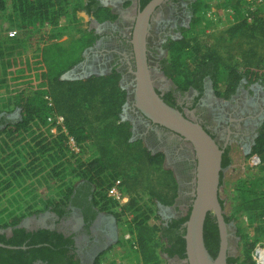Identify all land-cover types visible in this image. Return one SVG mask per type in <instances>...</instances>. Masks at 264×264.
<instances>
[{
	"label": "trees",
	"instance_id": "trees-1",
	"mask_svg": "<svg viewBox=\"0 0 264 264\" xmlns=\"http://www.w3.org/2000/svg\"><path fill=\"white\" fill-rule=\"evenodd\" d=\"M139 1L143 8L151 0ZM210 1L212 0H194L190 25L183 28L181 38H170L166 44L168 56L164 60L163 70L181 91L196 86L202 90V81L207 76L215 83L221 67L229 72L224 92L228 95L235 92L243 79L250 83H264V57L254 60L255 52L251 48L248 53L243 54L246 66L240 70L224 62L218 44L221 38H229L235 33L244 34L243 38L249 41L264 40V11H251L249 15L253 19L249 21L242 11L243 0H213L218 6L233 7L236 21L214 36V42L202 50L200 39L196 35L192 36L191 32L195 29L198 33H206L215 24L207 17ZM8 8L10 14L19 17L27 28L47 22L56 30L35 56L24 61L14 58L0 61L2 75L10 74L8 70L14 67L11 71L13 80L17 84H23L9 105L0 110V113L21 110V117L15 122L4 123V116L0 118V243L14 246H0V264H35L38 260L56 264L67 258L72 260L70 245L73 241L70 236L36 224L25 226L21 223L28 216L45 211L64 215L76 184L80 181L94 189L93 204L100 211L112 214L119 227L125 226L134 235L138 245L134 256L142 264H160L164 256L181 260L187 258L185 222L190 216L191 205L186 208L182 217L169 223L162 220L158 213L159 204L167 206L174 203L178 195L177 181L173 172L164 168L162 152L153 154L140 139L130 140V123L123 121L121 117L127 98L126 90L120 84L121 72L115 67L106 75L62 79L65 73L84 60L85 51L98 40L99 24L116 20L117 13L101 0H85L73 6L69 0H0V12ZM79 11H84L89 16L88 26L78 30L68 41L62 40L63 25L70 23V27L76 23ZM187 32L190 34L187 35ZM49 83L56 90L53 91L55 103L60 105L65 98L68 109L75 114L76 118L67 115L65 124L77 139L81 147L80 153L70 151L66 134L61 128L57 133L52 132L55 124L49 118L56 110L45 99ZM109 85L113 86L116 96L111 97V105L106 108L105 113L120 120V123L106 131H113L110 138L115 136L114 140L121 134L125 146L139 151V157L135 158L138 165L135 187H141L140 189H129V180L119 168L116 151L118 146L95 143L85 128L86 118L82 112L85 108L82 102L105 92ZM116 97L119 100H115ZM168 103L171 104L172 101L168 100ZM229 152L230 149H227L224 153L223 168L231 164ZM253 153L262 157L263 164L257 168L263 171L264 177V124L249 156ZM222 176L223 173L221 184ZM120 177L130 195L129 203L123 209H119L107 197L108 187ZM40 186L54 191V197L39 199L36 192ZM246 187L247 184L240 187L242 200L237 211L259 213L261 240L264 238V193L251 196V190H245ZM220 201L224 210V203L221 199ZM119 240V243L124 244L121 237ZM204 240L210 254L216 257L220 250V229L214 213H208L206 217ZM260 240L244 242L243 257L231 255L227 259L228 264H255L252 251ZM130 252L133 254L132 250ZM104 254L105 251L96 264H104Z\"/></svg>",
	"mask_w": 264,
	"mask_h": 264
},
{
	"label": "flooded vegetation",
	"instance_id": "flooded-vegetation-1",
	"mask_svg": "<svg viewBox=\"0 0 264 264\" xmlns=\"http://www.w3.org/2000/svg\"><path fill=\"white\" fill-rule=\"evenodd\" d=\"M119 1L124 0H116L118 3ZM193 2L194 0H191L182 13L178 12L181 0H165L156 8L147 35V63L158 94L167 104L168 100H171L173 104H169L170 106L204 127L224 151L223 161L225 151L230 149L232 144L237 143L246 152L255 144L264 124V83H250L243 79L235 92L228 95L218 91L210 76L203 79L202 90L196 86L181 91L172 82L163 70L168 54L166 44L170 38H181L183 28L190 25ZM128 7L129 10L122 11L119 4H116V9L113 10L118 15L117 19L99 24L97 32L100 37L89 48L90 55L85 54L84 60L75 66L72 72H76L78 67L83 65L84 70L80 69L79 72L91 70L95 73L109 66L116 67L121 72L122 88L125 89L123 83L130 86L125 89L127 98L122 109L123 118L130 123L132 136L136 135L149 151L153 154H164V168L171 170L177 181L178 195L174 203L163 205L164 221L169 223L182 217L186 208L191 205L196 193L199 161L197 152L189 140L171 128L154 122L134 106L136 57L132 40L138 14L146 6L141 8L140 1L133 0ZM182 14L187 18V22L185 19L181 20ZM100 26H103L106 34L100 32ZM94 46L101 47V50L108 49V52L92 51ZM123 59L128 62L127 73L121 69ZM163 81L168 84L158 85V82ZM92 191L94 189L86 182L80 181L76 184L64 215L59 216L51 211L34 215L39 221L35 222L38 227L63 233L73 241L70 245L72 260L67 258L56 264H96L108 246L120 239V227L116 218L108 212L100 211L93 204ZM48 221L50 223L47 224ZM231 255L229 248V256ZM35 264L49 263L38 260Z\"/></svg>",
	"mask_w": 264,
	"mask_h": 264
},
{
	"label": "rangeland",
	"instance_id": "rangeland-1",
	"mask_svg": "<svg viewBox=\"0 0 264 264\" xmlns=\"http://www.w3.org/2000/svg\"><path fill=\"white\" fill-rule=\"evenodd\" d=\"M82 1L85 2V0H69L71 6ZM101 1L107 6L112 7L114 10L116 9V4H119L122 11L129 10L128 6L133 2V0H124L123 2L119 1V3L116 2V0ZM190 1L191 0H181L182 4L178 7V12L182 13ZM180 17L181 20L185 19L187 22V18L184 14ZM89 19L90 18L86 12L79 11L77 13L76 23L73 25L71 24L70 27H68V24L70 23L63 25L64 35L62 40L68 41L78 33V30L86 28L88 26ZM218 26L223 29L226 27V22H223ZM103 29V26H100V32L106 34L107 32ZM55 30L56 28L47 22L44 24H37L32 28H27L23 25V22L19 17L10 14L9 8L4 12H0V61H4L7 58L24 61L27 58L35 56L40 53L47 38L50 37ZM207 30L206 33L203 31L198 33L195 29L192 30V32L190 31L192 36L196 35L200 39L202 50H205L209 46L208 44L214 42V36L222 32L218 31L211 34L208 33L209 31ZM190 32H187V35H189ZM243 35L244 34L241 33H235L229 38H221V40L218 41L224 62L232 64L240 70L244 69L246 66L243 54L248 53L251 48L255 52L254 60L264 57V40L258 39L249 41L248 39H244ZM98 48L99 47L94 46L92 51H100L101 47L99 49ZM101 51L107 53L108 49L102 48ZM90 53L91 50L88 49L86 55L89 56ZM112 56L115 57L114 55ZM113 68H110L109 66L102 71L94 73L91 70L79 72L80 69L84 70V65L79 66L76 72H70L69 77L71 79L68 80L85 79L92 75H106L107 73H110ZM13 69L14 67L8 70L10 74L3 76L0 68V110L2 108H6L7 104L9 105L16 91L20 90L23 86V84H17L13 80V74H11ZM121 69H124L126 73L128 72V62L124 59ZM228 81V69L221 67L215 82V87L220 93L223 94L225 92ZM164 84L166 85L168 82H158V85L160 86H164ZM122 85H125V89L130 87L126 83H123ZM111 86L112 85L106 87L105 92H101L97 96H92L89 101L82 102V106L85 108L82 109L86 118L85 128L95 143L100 145L111 143L116 147L118 146L116 151L118 155L119 168L124 171L125 176H127V179L129 180V189H140L141 187H135V175L136 171H138V165L135 158L136 156L139 157V151L132 147L125 146L124 137L121 136V134L114 140L113 138L115 136L110 138L113 131H106L109 130L111 126H118L120 123V120L112 116H107L105 113V111H107L106 108L111 105V97L116 96V91L113 92V86ZM53 91L54 88H52L51 83H49L47 95L51 98L53 105L55 106L56 114L63 115L64 118L67 115L71 116V118H76L74 116L75 114L68 109V102L65 98L62 99L60 105L55 103ZM54 92H56V90ZM115 100H119L118 97H116ZM2 116L5 118L4 123H12L21 117V110L15 109L10 113L1 112L0 118ZM121 117L123 121H127L124 120L122 112ZM130 140H137V136H132ZM248 156L247 152L244 151L237 143L231 145L229 152L231 164L222 171V184L219 190L220 199L224 203V215L226 216V222L228 223L227 232L229 234V248L232 255L237 257H243L244 242L258 241L262 236V231L258 227L260 224L259 213L257 211H237L238 205L242 200V191L240 189L242 184H247L245 190H251V196H259L261 192L264 193L263 171L260 168L251 167L248 164ZM245 190H243V192ZM36 193L39 199H47L54 197L55 195L54 191L49 190L44 186H40ZM158 213L162 217V220H164V207L159 206ZM36 218L37 217L34 215L28 216L26 220H24V225L29 226L30 224H36L35 222H39ZM48 223H50V221H48L47 224ZM124 229L125 226L121 228L120 232L122 233ZM119 241V238L117 241H113L105 250V254L103 255L104 264H142L138 258L134 256L135 250L130 249L125 243H119ZM131 250L133 251V254L130 252ZM160 264L185 263L179 258H169L164 256Z\"/></svg>",
	"mask_w": 264,
	"mask_h": 264
},
{
	"label": "water",
	"instance_id": "water-1",
	"mask_svg": "<svg viewBox=\"0 0 264 264\" xmlns=\"http://www.w3.org/2000/svg\"><path fill=\"white\" fill-rule=\"evenodd\" d=\"M164 1L151 0L138 14L132 40L136 57L133 102L138 111L143 112L154 122L171 128L184 136L193 144L197 152L199 161L197 186L191 201V213L185 222L187 258L182 261L185 264H228V223L219 196L221 173L224 169L222 167L224 151L200 123L190 120L181 111L163 100L155 88L154 79L147 63V35L151 25L150 20L156 8ZM70 72L72 70L65 73L62 79H71ZM250 152L251 149L247 154L249 155ZM159 206L164 207L162 204ZM208 213H214L220 228L221 244L216 257L210 254L204 240V224ZM24 220L21 225H24ZM0 246L14 247L3 243H0Z\"/></svg>",
	"mask_w": 264,
	"mask_h": 264
},
{
	"label": "built area",
	"instance_id": "built-area-1",
	"mask_svg": "<svg viewBox=\"0 0 264 264\" xmlns=\"http://www.w3.org/2000/svg\"><path fill=\"white\" fill-rule=\"evenodd\" d=\"M259 9L264 11V0H243L242 11L245 16H248L249 21H252L253 19V17L249 15L250 12ZM207 17L215 23L207 30L209 31L208 33L213 34L218 31H223L227 26L234 23L236 21V12L233 7L218 6L217 3L212 0L210 1V8L207 11ZM223 22H226V27L221 29L218 25ZM45 99L47 100L49 106L53 105V102L48 95L45 96ZM49 121L55 124L52 128L53 133H57L60 128L65 132L67 138L66 142L70 151L80 153L81 147L75 136H73L67 129L64 116L55 113L50 116ZM248 164L251 167H259L263 164L262 157L258 153L251 154L248 157ZM124 187L123 178L120 177L113 180L107 189V197L112 199L117 204L119 209L125 208L130 200V195ZM122 227L124 226L120 227V231ZM120 234L123 243L127 244L128 247L131 245L134 250L138 248L134 235L128 229H124L122 233L120 232ZM252 259L255 264H264V238L261 239L253 249Z\"/></svg>",
	"mask_w": 264,
	"mask_h": 264
},
{
	"label": "crops",
	"instance_id": "crops-1",
	"mask_svg": "<svg viewBox=\"0 0 264 264\" xmlns=\"http://www.w3.org/2000/svg\"><path fill=\"white\" fill-rule=\"evenodd\" d=\"M73 70V69H72Z\"/></svg>",
	"mask_w": 264,
	"mask_h": 264
}]
</instances>
